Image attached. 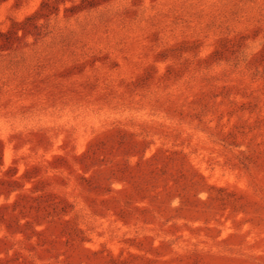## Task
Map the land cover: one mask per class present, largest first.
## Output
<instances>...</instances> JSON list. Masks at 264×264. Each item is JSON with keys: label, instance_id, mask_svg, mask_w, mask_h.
I'll return each mask as SVG.
<instances>
[{"label": "rangeland", "instance_id": "rangeland-1", "mask_svg": "<svg viewBox=\"0 0 264 264\" xmlns=\"http://www.w3.org/2000/svg\"><path fill=\"white\" fill-rule=\"evenodd\" d=\"M0 264H264V0H0Z\"/></svg>", "mask_w": 264, "mask_h": 264}]
</instances>
